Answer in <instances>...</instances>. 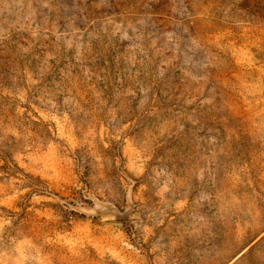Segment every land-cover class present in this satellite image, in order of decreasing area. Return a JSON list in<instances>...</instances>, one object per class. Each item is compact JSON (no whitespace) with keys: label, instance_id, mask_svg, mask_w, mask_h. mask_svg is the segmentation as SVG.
I'll return each instance as SVG.
<instances>
[{"label":"rangeland","instance_id":"rangeland-1","mask_svg":"<svg viewBox=\"0 0 264 264\" xmlns=\"http://www.w3.org/2000/svg\"><path fill=\"white\" fill-rule=\"evenodd\" d=\"M0 264H264V0H0Z\"/></svg>","mask_w":264,"mask_h":264}]
</instances>
